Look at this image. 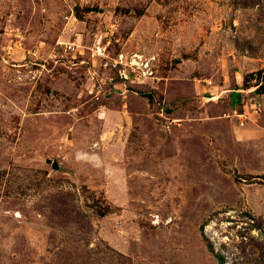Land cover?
I'll return each instance as SVG.
<instances>
[{"label": "rangeland", "instance_id": "rangeland-1", "mask_svg": "<svg viewBox=\"0 0 264 264\" xmlns=\"http://www.w3.org/2000/svg\"><path fill=\"white\" fill-rule=\"evenodd\" d=\"M0 264H264V0H0Z\"/></svg>", "mask_w": 264, "mask_h": 264}, {"label": "built area", "instance_id": "built-area-1", "mask_svg": "<svg viewBox=\"0 0 264 264\" xmlns=\"http://www.w3.org/2000/svg\"><path fill=\"white\" fill-rule=\"evenodd\" d=\"M57 44L59 46L62 45L59 42H57ZM67 48L73 53H76L79 46L73 42H70L67 44ZM91 55L92 57L100 58L102 61L104 60V66H109L113 71H115L117 74L116 78L120 79L121 81H126L129 76L133 74H138L149 79L154 78L153 58H144L136 53L124 54L119 52L108 60L105 48L100 46L99 43L92 47Z\"/></svg>", "mask_w": 264, "mask_h": 264}, {"label": "crops", "instance_id": "crops-1", "mask_svg": "<svg viewBox=\"0 0 264 264\" xmlns=\"http://www.w3.org/2000/svg\"><path fill=\"white\" fill-rule=\"evenodd\" d=\"M234 91L237 92V91H240V90H232V92H234Z\"/></svg>", "mask_w": 264, "mask_h": 264}]
</instances>
